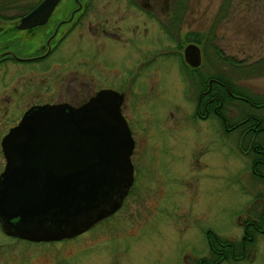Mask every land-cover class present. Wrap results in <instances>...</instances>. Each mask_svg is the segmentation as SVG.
I'll return each mask as SVG.
<instances>
[{"label": "rangeland", "instance_id": "obj_1", "mask_svg": "<svg viewBox=\"0 0 264 264\" xmlns=\"http://www.w3.org/2000/svg\"><path fill=\"white\" fill-rule=\"evenodd\" d=\"M129 10L113 6L108 13L117 18L118 35L81 42L77 54L91 67L83 90L101 84L124 92L121 113L135 140L130 191L111 216L70 238L34 242L0 229V264H188L208 255L206 229L237 242L242 226L236 216L260 204L254 193L261 186L250 179L249 157L235 135L211 118L192 117L191 81L197 80L182 78L194 74L181 71L174 43L159 28L164 21L157 20L154 34L142 27L153 28L146 15ZM174 11L177 18L167 26L173 38L186 31L209 35L200 70L224 72L235 86L264 97V65L243 73L215 61L212 51L217 46L245 63L264 58V0H181ZM257 112L264 116V107ZM218 264H264V230L242 258Z\"/></svg>", "mask_w": 264, "mask_h": 264}, {"label": "water", "instance_id": "obj_2", "mask_svg": "<svg viewBox=\"0 0 264 264\" xmlns=\"http://www.w3.org/2000/svg\"><path fill=\"white\" fill-rule=\"evenodd\" d=\"M57 0H42L21 19H45ZM197 66V45L182 50ZM121 92L104 87L86 101L25 110L2 136L0 228L28 241L70 238L119 208L133 181L134 140L120 111Z\"/></svg>", "mask_w": 264, "mask_h": 264}, {"label": "flooded vegetation", "instance_id": "obj_3", "mask_svg": "<svg viewBox=\"0 0 264 264\" xmlns=\"http://www.w3.org/2000/svg\"><path fill=\"white\" fill-rule=\"evenodd\" d=\"M40 1L42 0H0V171L5 162L1 149L2 136L19 121L25 110L43 103L66 102L76 106L100 88L107 87L98 84L92 91L82 89L86 88L84 80H92V73L88 58L77 53L83 47L81 42H93L92 37L108 38L118 35L117 29L113 28L117 18L112 19L108 12L113 6L127 5L133 10L129 12L144 14L150 20L153 28L142 26L144 30L150 29L155 34V23L159 19L163 20L164 24L159 28L164 37L169 36V40L174 43L172 52L181 60V71L182 66L184 69L196 68L192 71L194 76L187 78L183 72L182 77L184 80H197L196 83L191 81L196 91L192 117L214 120L225 134L235 135L237 148L249 157L250 179L261 186L254 193V198L259 199L260 204L253 211H247L246 207L250 206H244L242 216H236V220L242 226L240 240L251 242L255 239L256 234L264 230V116L255 107L236 108L245 98L231 93L219 77H205L204 71L199 69L204 40L208 38V34L186 31L181 36H171L167 26H171L177 18L174 6L181 0H57L43 21L32 25L22 24V17ZM161 20L159 21L163 22ZM136 26L138 25L132 27ZM188 43L199 48L200 62L195 67L189 66L183 59L182 50ZM212 51L215 61L234 64L239 71L244 67L250 69V64L261 63L260 60H263L261 58L246 64L243 60H234L217 46H213ZM214 73L220 71L215 70ZM82 74L86 78L79 76ZM227 78L223 80H232L229 76ZM222 88L233 97L236 104L226 110L230 120H226L220 111ZM115 90L124 95L123 90ZM134 149L135 140L132 153ZM208 230L210 229L205 230L206 239ZM243 250L244 247L241 246V252ZM203 263V256L194 257L188 262Z\"/></svg>", "mask_w": 264, "mask_h": 264}, {"label": "trees", "instance_id": "obj_4", "mask_svg": "<svg viewBox=\"0 0 264 264\" xmlns=\"http://www.w3.org/2000/svg\"><path fill=\"white\" fill-rule=\"evenodd\" d=\"M261 61L262 60H260V62ZM250 65H251L250 69L248 67H244L245 69H240V71L243 72V71L258 70V69L262 68V65H264V63H262V64L261 63H255V64H250ZM254 65H256V66H254ZM195 69H189V70L195 71ZM203 74L205 77L206 76H212V77L217 76V77H219L220 79H222L220 81L225 85V87L231 93L239 94L245 98V100L241 101V103L236 105V108L246 109V108L255 107L256 109H258V108L264 107V97H260V96L258 97L256 95H252L251 93H249L247 88L237 87V86H235L234 82L231 80H223V79H228L227 75L224 72H220V73L215 74L214 72L205 71ZM220 99H221L220 111L222 112V114L224 115L226 120H230L231 117L226 115L225 111L227 110L228 105H235V103L233 102V97L230 96L224 88H222V90H220ZM129 191H130V189H129ZM109 216H111V215H109ZM103 219H105V218H103ZM103 219H101V220H103ZM206 236H207L206 242H207L209 253H208V255L203 256V261H204L203 264H218L219 262H221L224 259L237 260L239 258H242L245 255V247L250 243L247 240H243V241L239 240V241L235 242L232 240L222 238L212 230H208ZM219 246H222V247H219ZM241 246L244 247V250L242 252H241Z\"/></svg>", "mask_w": 264, "mask_h": 264}, {"label": "bare ground", "instance_id": "obj_5", "mask_svg": "<svg viewBox=\"0 0 264 264\" xmlns=\"http://www.w3.org/2000/svg\"><path fill=\"white\" fill-rule=\"evenodd\" d=\"M111 215V214H110ZM109 216V215H108ZM103 219V218H102Z\"/></svg>", "mask_w": 264, "mask_h": 264}]
</instances>
